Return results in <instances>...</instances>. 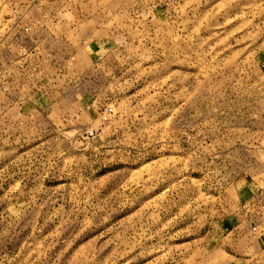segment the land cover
<instances>
[{
  "label": "rangeland",
  "instance_id": "obj_1",
  "mask_svg": "<svg viewBox=\"0 0 264 264\" xmlns=\"http://www.w3.org/2000/svg\"><path fill=\"white\" fill-rule=\"evenodd\" d=\"M0 264H264V0H0Z\"/></svg>",
  "mask_w": 264,
  "mask_h": 264
}]
</instances>
